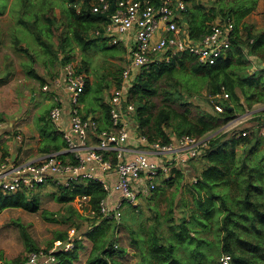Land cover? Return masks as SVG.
I'll return each mask as SVG.
<instances>
[{"label": "trees", "instance_id": "1", "mask_svg": "<svg viewBox=\"0 0 264 264\" xmlns=\"http://www.w3.org/2000/svg\"><path fill=\"white\" fill-rule=\"evenodd\" d=\"M69 1L70 5L62 12V21L58 22V26L63 25V28L61 27L60 41L56 48L50 40L52 26L56 23L50 10L51 4L54 3L52 0H14L10 5L11 15L24 28L29 29L38 45L43 49L46 48L48 53L64 54L60 60L58 59L61 63L78 59L70 49L71 39L83 48L106 40L103 35L93 36L89 32L107 21L108 12H93L92 0ZM188 1L192 4L188 3L181 15L186 21L184 24L190 35L194 37L203 35L209 31L211 23L230 18L234 23L231 45L226 55L219 57L212 64L200 63L194 56L180 53L174 55L168 63L152 62L149 67L136 70L135 79L130 83L126 99L134 104L133 116L138 134L144 136L148 142L168 143L173 138L185 134L201 137L216 131L238 111L251 109L254 104H264V68H260L259 65V62L264 64V28L256 30L252 24L246 22L239 25V19L250 10L251 6L242 10L237 18H234L229 11L201 16V12L194 9L200 6L193 0ZM6 5L7 0H0V14L4 12ZM44 5L49 8V12L41 11ZM76 6H79V10ZM113 7L112 4L109 12ZM41 18L45 21V25L41 24ZM115 47L116 45H112V48ZM19 49L28 53L27 45ZM78 63L79 69L86 72L87 61L80 59ZM164 80L176 87L184 82L188 88L187 94L179 92L177 88L174 92L178 94L177 98L187 102L193 98H201L200 88L204 87L206 95L202 100L206 102L207 107L205 109L199 107L194 120L186 117L190 108H184L183 113L170 102L160 104L159 108L153 111L151 108L154 106L153 96L157 92L156 84ZM186 81L192 84L198 81L201 84L198 88L190 90ZM119 82L120 78L117 77V84ZM90 89V80L86 78L82 101ZM224 90L228 93L227 98L222 96ZM217 93L221 96H216ZM99 98L97 97L101 116L90 117L92 107H86L82 115L95 120L97 128L102 129L110 125L109 104ZM220 101L224 109L219 112L215 110L214 103ZM178 103L184 104L182 100ZM178 116L181 118L174 124ZM263 119L264 110H261L248 121L249 133L244 136H237V132L246 125L241 129L234 128L217 133L209 138L207 145L201 148L198 156L189 159L185 168L190 171L191 168L193 169V172L187 171L194 175V179H190L189 182L193 186L192 199L199 213L190 210L178 222L173 219L171 204L163 214H160L157 208L152 209L155 217L150 229L141 232L136 229L129 231L130 242L135 245L137 254L141 257L138 264H193L190 260L191 255L188 254L189 249L193 250L192 256L196 254V259H205L203 263L196 262V264H264V147L255 148L261 143L264 145V135L261 132L264 129ZM56 131L61 135L60 131L57 129ZM239 145L242 146L241 149H238ZM47 146L49 147L43 148L46 152L60 149L57 143ZM238 150L242 154L241 163L235 157ZM60 156L64 157L62 154ZM198 159H207L211 165L197 172L192 164ZM184 174V171L176 170L170 179L161 182L166 184L165 187H171L173 183H179L185 178ZM44 186L42 184L36 188H23L12 192L0 190V211L8 207H21L29 212H38L39 189ZM56 187L55 197L63 202L66 212L54 213L41 210L40 214L43 218L53 222H69L75 229L80 227L83 220L99 222L95 229H89L90 231L87 229L86 235L92 241V246L86 264H122L115 257L123 255L127 249L116 243L118 241L116 232L122 220L127 226L128 219L122 217L123 219L117 223L111 218L102 216L99 208L100 200L105 196L102 184L87 179L76 181L72 186L56 185ZM36 189L38 191H35ZM163 192H165L164 185L159 183L151 194L144 197L152 201L156 197L162 198ZM78 194L90 196L89 204L94 210L93 216L82 215L75 205L70 204ZM137 207L134 208L138 209ZM139 213L142 215L140 211ZM140 214L138 216H141ZM218 215L220 216V224L217 223L219 243L204 234L205 231H209L210 221ZM138 218L141 220V217ZM194 224H199L200 227H194ZM18 230L27 253L41 250L23 223H18ZM67 231L68 229L56 231L54 237L42 249L48 250L57 240L65 241L68 236ZM80 238L81 236L74 240L70 250H60L56 253L58 264H75L78 251L82 247ZM209 243L214 245L212 251L207 248ZM209 254L211 255L207 256ZM26 255L18 257L10 264H23ZM223 255L227 257V261L218 259Z\"/></svg>", "mask_w": 264, "mask_h": 264}, {"label": "built area", "instance_id": "2", "mask_svg": "<svg viewBox=\"0 0 264 264\" xmlns=\"http://www.w3.org/2000/svg\"><path fill=\"white\" fill-rule=\"evenodd\" d=\"M112 4L113 10L109 12ZM187 4L188 0H92V11L108 12V17L105 26L91 30L90 35H103L112 44L123 43L126 48L120 82L107 99L110 125L98 129L95 120L83 117L80 102L87 74L73 60L61 63L60 77L52 82L53 105L48 116L61 132L64 149L35 160L5 157L0 162V190L12 192L42 184L67 187L76 181L93 179L105 190L99 203L102 216L119 223L125 204L137 207L140 198L151 194L159 183L166 185L161 180L170 179L176 170L185 171L189 159L199 155L210 137L245 125L237 136L247 135L248 121L264 108L237 112L216 131L204 136L185 134L163 144L148 142L136 130L135 107L126 99L136 70L149 67L152 62L168 63L180 53L192 55L200 63L212 64L224 57L231 45L234 23L230 18L211 23L203 35L191 36L186 25L185 28L180 25L181 12ZM41 89L50 90L49 84H43ZM222 96L227 98L228 93L224 90ZM214 108L219 112L224 109L221 101L215 102ZM132 130L137 144L131 148L126 143ZM261 132L264 135V129ZM89 199L86 194L75 198L77 205L86 207L87 214L93 216ZM67 234L65 241H55L48 250L28 252L23 264H58L56 253L70 250L77 238L73 227Z\"/></svg>", "mask_w": 264, "mask_h": 264}, {"label": "rangeland", "instance_id": "3", "mask_svg": "<svg viewBox=\"0 0 264 264\" xmlns=\"http://www.w3.org/2000/svg\"><path fill=\"white\" fill-rule=\"evenodd\" d=\"M194 3H197L200 7H195L194 9H197V11L201 12V16L203 14H213V13H221V12H230L231 15L234 18L238 17V14L248 8L249 6H252L254 4L255 0H193ZM189 4L190 1H188ZM66 1L60 0L59 2V8L52 11V14L54 17H56V20H59V22L62 21V13L61 8H66ZM14 12V11H12ZM208 12V13H204ZM185 19H181V26L184 27ZM6 24L5 27H7ZM59 24H54L52 26L53 34L50 37V40L52 41L53 45L57 46V44L60 41V27ZM26 31L21 33L20 36H16L18 38H22V42L24 43V46L27 45L29 51H32L31 54H34L35 60L37 64H41L47 62V54L44 53L43 48L38 45L36 40L34 39L33 35L30 33L29 29L26 27ZM42 32H44L43 28ZM65 29V28H64ZM13 29H9V31H12ZM17 31H20L16 29ZM32 36H31V35ZM67 34V32H66ZM4 41H7L9 36L7 37L4 33ZM68 36V34H67ZM112 43L109 39H106L105 41H98L95 44H91L90 46L86 48H82L81 46H78L72 39L70 40V49L73 50L74 55H77L78 59H74L73 61L77 62L80 59H85L87 61V71L85 72L87 74V78L90 80L91 89L88 93L84 96L85 106H91L93 109L100 110V105L98 102L97 97H100L99 99H104L107 101L109 93L111 92V88L117 85V77L120 78L121 71L125 65V58H126V52L122 50L123 43L117 44L115 48H112ZM4 46V45H3ZM5 47V46H4ZM41 47V49H40ZM9 52H12V45L6 46ZM57 49H59L57 47ZM0 50V58L3 54ZM82 51V52H81ZM4 52V51H3ZM11 55V53H10ZM14 55V54H12ZM58 55L62 56L63 53H59ZM2 59H0V63L2 62ZM186 65L188 66V61L186 62ZM135 79V78H134ZM159 83V84H158ZM156 84L157 86V92L155 93V96H153V102L154 106L151 108L153 111L159 108L160 104L163 103H171L178 111H181L184 113V108H190L189 114L186 115V117L189 120H194L197 116V111L199 107L201 109H205L207 107V104L202 98L206 95V89L204 87L200 88V93L202 94V97L199 99H190V102L185 101L182 98H177V93L174 92V89L177 88L179 92H183L185 95L187 94L188 88L184 84V82H181L178 87L168 84L166 80L162 81L161 83L158 82ZM186 84L190 86V90H193L195 88H198L201 84L200 82L191 83L189 81H186ZM106 87V88H103ZM171 93V94H170ZM105 94V97H104ZM175 94V95H174ZM198 98V97H196ZM183 101V105L179 104L178 102ZM199 105V106H198ZM246 107L245 105H243ZM50 104H44L43 107L39 109V113L44 114L45 117H39L36 114L29 117L27 120H25L27 123L31 124L30 126L35 127L43 137L41 146L44 147L47 143H55V142H62V137L59 132L54 130V125L51 119L48 116ZM11 108H14V105H11ZM264 104H254L251 109H263ZM248 109V108H247ZM249 109V110H251ZM47 110V111H46ZM30 111L27 106H22L20 110H17V119H22L23 114H26ZM47 112V113H46ZM242 113L243 111H238V113ZM97 117V114H96ZM181 116H178L175 118V123L177 122V119L180 120ZM254 123V122H252ZM255 125V124H254ZM55 129L57 127L55 126ZM1 133V131H0ZM17 136V138H20V135L18 136L17 133L14 134ZM23 136V134H22ZM24 137V136H23ZM16 139V141L19 142V140ZM49 147V146H48ZM241 145H239L238 149H241ZM264 145L261 143L258 146H256V149L263 148ZM238 162L241 163L242 161V154L238 151H236L235 155ZM192 164L193 168H196V171L199 172L202 169L208 167L211 165L208 160L204 159H198L196 161H193ZM189 169H185L184 175L185 178L181 179L180 182L173 183L171 187H165V192H163V196L156 197L154 200L148 201L145 197L140 198V203L138 205V209L131 207V205L125 204L123 207V218L128 219V224L126 226L125 221L120 223L117 227L116 237L118 241L116 242L119 245H122L124 248L127 249L126 253L124 252L123 255H116L115 259L119 261L122 264H138L139 256L137 253V248H135L130 243V229H136L139 232L141 230L145 231L147 228H151V224L154 219L155 213L152 209L157 208L160 214H163L168 207L169 204H171L173 208V219L175 221H180L181 217L183 215H187V213L191 210L194 213H199V211L196 210L194 201L192 199V189L193 186L189 182L190 179H194V175L188 173ZM193 169L191 168L190 172ZM177 185V186H176ZM57 187L55 185L46 184L43 188L39 189V195H38V205H39V211L38 212H29L21 207H8L6 209H3L0 211V264H10L12 261L17 259L18 257H23L27 254V251L25 250L24 243L22 241V238L20 237V233L18 230V223H23L29 234L31 235V238L35 241L36 245L42 249L45 247L46 243L49 242L53 237L56 231L70 229L73 226L70 225L69 222H53L48 219L43 218V216L40 214L41 210H46L47 212H54V213H64L66 210L63 208V202L58 201L56 199V192ZM38 189V188H37ZM35 191H38V190ZM160 199V200H159ZM148 201V202H147ZM150 202V205H149ZM219 202V200L217 201ZM70 204L75 205L78 208V211L82 215H87V210L85 207H80L77 205L76 200L70 202ZM158 204V205H157ZM135 210V211H134ZM139 211L142 213V215L139 213ZM141 216H138V215ZM134 215V216H133ZM133 216V217H132ZM141 217V220L138 218ZM122 218V219H123ZM93 220H83L81 222V225L76 230L77 238L81 236V242L82 247L78 251V259L76 260L75 264H86L87 258L89 256L92 241L87 237V229L88 231L95 229L98 223H94ZM217 223L220 224V216L218 215L216 218L214 217L210 221V227L209 231H205L204 234L207 235L208 238L220 242V236L217 234ZM102 226V225H101ZM130 227V228H129ZM194 227L199 228V224H194ZM90 229V230H89ZM151 231V230H150ZM219 236V237H218ZM76 238V239H77ZM87 246V247H86ZM214 245L212 243H209L208 250L212 251ZM193 250H188V254L191 255V261L193 264H196V262L203 263L205 259L202 260L197 258L196 254L192 256ZM148 254H145V256ZM211 254L207 255L210 256ZM224 256V255H223ZM222 256V257H223ZM218 257L219 260L225 261V256Z\"/></svg>", "mask_w": 264, "mask_h": 264}, {"label": "crops", "instance_id": "4", "mask_svg": "<svg viewBox=\"0 0 264 264\" xmlns=\"http://www.w3.org/2000/svg\"><path fill=\"white\" fill-rule=\"evenodd\" d=\"M13 1L14 0H7L5 10L2 14H0V50H2L1 52L3 53L1 55V58L3 59L0 63V162L8 156L11 159L17 161L33 159L35 160L41 157L42 155L48 153L43 148L48 147L47 145L49 143L42 147L41 142L43 137L41 136L40 132L35 127L30 126L31 124L27 123L25 120H27L34 114L39 117L43 116L42 118L45 117L44 114L39 113V109L47 103L50 104V107L53 105L52 95L54 93L53 91L55 86L52 82L55 81L57 77H60L61 73V62L58 61V59L60 60L61 56L58 54H54L55 52L51 54L45 50L46 48L43 49L44 53H46L48 56V60L47 62L42 63L41 65L36 63V56H34V54H31L32 51L28 50V53H25L19 49V47L25 48V46L22 42L23 39L18 38L16 36H20L21 33L23 34V32H25L27 29L24 28L22 24H19L10 13L12 10L10 8V5ZM52 1L54 3L51 4L50 10L51 15L53 16L52 11L59 8L60 0ZM63 1H66L67 7L61 8V13L70 5L69 0ZM76 8L77 10H79V6H76ZM48 9L49 8L46 5L41 7L42 12H49ZM249 9L250 10L239 19V25L241 26L242 23L246 22L252 24L254 26V29L256 30L263 29L264 0H255L254 4ZM40 20L41 24H46L42 18ZM55 21L56 23L54 24L57 25L59 20L55 19ZM6 24L9 25L5 27ZM105 24L106 21L101 24V26L98 28H103ZM62 26L60 25L61 30L63 28ZM11 28L13 30L9 31V29ZM16 29L20 31H17ZM4 33L7 37L9 36V39L7 41L3 40L5 36ZM9 45H12V52H9L6 48V46L8 47ZM122 48L124 51L126 50L124 45L122 46ZM259 63V65L261 66L260 68H264V64H261V62ZM45 83L49 84L50 90L45 91L41 89V86ZM117 85L115 84V86ZM113 87L111 88V90L113 89ZM11 105H14V108H11ZM80 105L81 110L84 113L86 106L85 101H82V95ZM22 106H27L30 111L26 114H23V118L18 120L16 116L17 110H20ZM96 114L97 117L101 116V111L93 109L92 114H90V117L93 116L94 118H96ZM54 130L56 133L55 125ZM15 133H17L18 136L20 135L19 139L17 138V136L14 135ZM22 134L24 137L22 136ZM133 135L134 131L132 130L131 136L126 143L128 147L131 148L137 144V142L133 138ZM16 139H18L19 142L16 141ZM55 143L59 144L60 146V149H58L57 151L64 149L65 142L63 138L62 142ZM111 181H113V179ZM131 245L135 247L134 244L131 243Z\"/></svg>", "mask_w": 264, "mask_h": 264}, {"label": "clouds", "instance_id": "5", "mask_svg": "<svg viewBox=\"0 0 264 264\" xmlns=\"http://www.w3.org/2000/svg\"><path fill=\"white\" fill-rule=\"evenodd\" d=\"M105 39H108V38H105ZM113 45H115V44H113Z\"/></svg>", "mask_w": 264, "mask_h": 264}]
</instances>
